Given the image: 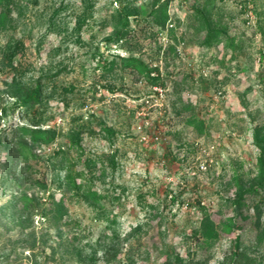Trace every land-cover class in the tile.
Returning a JSON list of instances; mask_svg holds the SVG:
<instances>
[{
  "label": "rangeland",
  "instance_id": "rangeland-1",
  "mask_svg": "<svg viewBox=\"0 0 264 264\" xmlns=\"http://www.w3.org/2000/svg\"><path fill=\"white\" fill-rule=\"evenodd\" d=\"M169 1L161 29L149 15L153 0H0V264H107L101 238L111 221L124 252L141 240L137 264H165L174 253L187 264H228L236 233L264 264V187L242 208L233 203L262 177L253 134L264 126V0L208 4L235 50L203 44L195 9L207 0ZM129 3L139 13L127 19ZM118 29L127 34L115 41ZM127 55L157 67L162 84L122 68L118 57ZM38 80L42 106L11 105ZM192 115L203 133L188 123ZM30 128L53 129L55 139L34 140ZM75 131L82 150L71 145ZM72 165L106 195L107 209L71 190ZM20 193L39 209L15 214ZM51 195L64 198L59 222ZM237 212L236 233L221 230L210 246L199 240L206 214L220 223Z\"/></svg>",
  "mask_w": 264,
  "mask_h": 264
},
{
  "label": "trees",
  "instance_id": "trees-1",
  "mask_svg": "<svg viewBox=\"0 0 264 264\" xmlns=\"http://www.w3.org/2000/svg\"><path fill=\"white\" fill-rule=\"evenodd\" d=\"M213 0H207L204 7L195 9L196 18L200 20V29L205 31V36L203 39V44L206 46H212L214 44L222 43L228 49L235 50L237 47V41L234 36H232L228 29L222 24L215 21L211 10L207 7ZM169 0H153L151 4V9L149 15L151 16V21L154 25H157L161 29H165L169 24L171 17L169 13ZM128 10L126 15L129 19L130 15H137L139 13V7L129 3L121 9V11ZM128 24V21H127ZM127 30L118 29L115 32V41H120L125 38ZM120 66L124 69H131L137 72L141 77L146 79L148 83L153 86L162 84V79L157 67L150 66L142 58L135 55L119 56ZM114 64V61H113ZM44 103V87L41 80H38L35 86L28 87L26 90L22 91L20 94L14 95V100L11 105L15 108H22L26 111L35 109L37 106H42ZM6 113L7 108H3ZM35 125L39 126L43 122V119L35 121ZM188 123L195 128L200 133L204 132L205 123L197 115H192L188 119ZM29 134L34 140H39L43 143H49L55 139L56 131L53 129H42V128H30ZM104 130L107 133H112V129L104 126ZM254 143L259 150L258 156V167L261 174V180L258 185L244 186L242 185L239 189L236 199L233 201L236 208H242L246 204V196L250 193L258 192V186L264 187V126H257L254 129ZM71 145L78 150H82L81 135L80 132H71L70 134ZM23 149L25 151L26 157L36 156L33 149L28 145L23 144ZM87 167L96 166L97 162L93 159L87 158L85 160ZM113 164L115 162L113 160ZM66 183L70 186L71 190L81 193V195L87 200L93 203V205L101 210L107 209L103 203V199L106 195L100 193L97 190L92 189L89 184V179H87L86 171H77L74 166H69L66 168ZM51 214L55 217L56 222L62 220L65 215L66 206L64 204V198L57 199L55 195H51L49 198ZM42 202L39 201L35 196L20 193L13 197L12 209L15 214H18L19 210L22 208L27 213H32L34 210H38ZM239 212L235 213L234 216L228 217L225 221L217 223L212 215L206 214L202 219L199 227V240L202 241L207 246H210L214 241H216L221 230L227 234L236 233V231L241 227L238 216ZM114 222L111 221L107 227L106 231L102 236V240L108 244L104 247L103 259L107 264H137L138 259L142 256L140 251L142 247L141 240H137L131 243L130 246L123 251V240L121 239L119 233L114 228ZM129 236H132L129 235ZM129 236L126 240H129ZM123 254V256H122ZM256 259L251 257L247 251L242 247V235L241 233H236L232 251L228 259V264H255ZM41 264V263H40ZM165 264H187V261L181 257L179 253H174L170 255L165 262Z\"/></svg>",
  "mask_w": 264,
  "mask_h": 264
}]
</instances>
